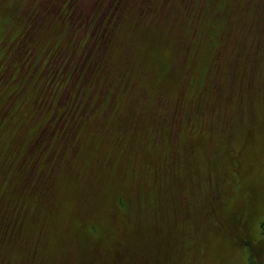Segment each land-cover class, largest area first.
Returning a JSON list of instances; mask_svg holds the SVG:
<instances>
[{
	"label": "rangeland",
	"instance_id": "1",
	"mask_svg": "<svg viewBox=\"0 0 264 264\" xmlns=\"http://www.w3.org/2000/svg\"><path fill=\"white\" fill-rule=\"evenodd\" d=\"M0 264H264V0H0Z\"/></svg>",
	"mask_w": 264,
	"mask_h": 264
}]
</instances>
